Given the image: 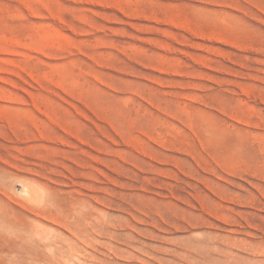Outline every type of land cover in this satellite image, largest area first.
<instances>
[{"label":"rangeland","instance_id":"1","mask_svg":"<svg viewBox=\"0 0 264 264\" xmlns=\"http://www.w3.org/2000/svg\"><path fill=\"white\" fill-rule=\"evenodd\" d=\"M0 264H264V0H0Z\"/></svg>","mask_w":264,"mask_h":264}]
</instances>
